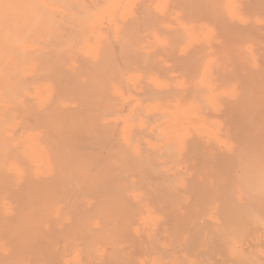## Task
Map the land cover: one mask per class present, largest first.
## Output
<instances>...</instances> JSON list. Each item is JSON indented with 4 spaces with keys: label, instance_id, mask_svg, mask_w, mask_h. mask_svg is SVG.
<instances>
[{
    "label": "bare ground",
    "instance_id": "1",
    "mask_svg": "<svg viewBox=\"0 0 264 264\" xmlns=\"http://www.w3.org/2000/svg\"><path fill=\"white\" fill-rule=\"evenodd\" d=\"M0 264H264V0H0Z\"/></svg>",
    "mask_w": 264,
    "mask_h": 264
}]
</instances>
